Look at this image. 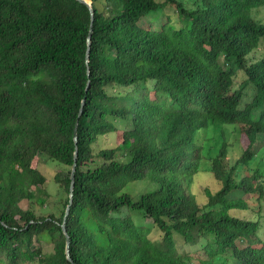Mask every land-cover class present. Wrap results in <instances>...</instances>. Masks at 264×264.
I'll return each instance as SVG.
<instances>
[{
	"label": "trees",
	"instance_id": "16d2710c",
	"mask_svg": "<svg viewBox=\"0 0 264 264\" xmlns=\"http://www.w3.org/2000/svg\"><path fill=\"white\" fill-rule=\"evenodd\" d=\"M91 1L0 0V264H264V0Z\"/></svg>",
	"mask_w": 264,
	"mask_h": 264
},
{
	"label": "rangeland",
	"instance_id": "374dc122",
	"mask_svg": "<svg viewBox=\"0 0 264 264\" xmlns=\"http://www.w3.org/2000/svg\"><path fill=\"white\" fill-rule=\"evenodd\" d=\"M91 1V0H88ZM153 16V17H151ZM167 16H170L171 21L173 23H178V18L176 15L175 7L174 6H168L164 11L154 13L150 15L148 18L144 19L142 23L145 22H151L153 23L156 27L159 26L162 22H164L167 19ZM258 21L264 24V9H260L255 16H254ZM144 25V24H142ZM178 26V25H175ZM253 57L255 59L264 57V40L261 42V45L259 49L253 54ZM252 97V91L251 90H246V96L244 97V102H248ZM212 135L211 131H208L205 133V137L208 138ZM240 142V145L243 149L246 148L247 146V140L244 135H238L235 138ZM115 144V137L110 136L101 141V146L103 147H108L110 145ZM236 146V145H235ZM236 152L239 153V148H235ZM236 158V157H234ZM64 166L60 164L59 162L55 160L48 159L45 156L40 157V170L42 173L45 174V176L48 178V183L47 187L49 190V193L51 196L49 199L46 198H40L39 203L40 205L44 204L45 207L41 209L40 211L36 212L37 215H41L43 213L51 212L56 210V207L59 206V209L62 207V204L60 202L61 196H66L65 193H63L59 186L56 184L54 181L55 175L58 171L64 170ZM130 184L128 186V189L125 190V192L128 193L130 190L132 195L134 196V199H141L143 195L145 194L146 191H152L154 190L153 185L147 184V183H142V184ZM204 184H206V181H204ZM201 200V199H200ZM202 203H204V199L201 200ZM20 205L23 208L27 207V202H21ZM211 239V237H209ZM205 245V241L202 242V244L198 246H183L181 245V241H177V246L179 249L180 254H187L190 256V258L196 259V258H203V254L200 251V249ZM47 250H51L50 247H47Z\"/></svg>",
	"mask_w": 264,
	"mask_h": 264
},
{
	"label": "water",
	"instance_id": "95a60500",
	"mask_svg": "<svg viewBox=\"0 0 264 264\" xmlns=\"http://www.w3.org/2000/svg\"><path fill=\"white\" fill-rule=\"evenodd\" d=\"M80 1L81 3L85 4L88 6V8L90 9L91 11V17H92V22H91V27H90V32H89V36H88V48L86 49V64L88 65V61H89V55H90V49H91V46H92V37H93V34H94V19H95V11H94V5H93V2L92 1H88V0H78ZM88 75H89V70H88ZM88 85L89 83H87V87H86V90L88 89ZM84 104H85V100H82V103H81V108H80V111H79V116H82L83 114V107H84ZM78 126H79V123H77L76 127H75V132H74V140H75V145H76V149H75V163L73 165V168H72V171H71V179H72V184H71V190H70V203L67 207V211H66V216H65V221L70 213V209H71V206L73 204V201H74V191H75V173H76V168H77V161H78V157H79V134H78ZM63 230L66 234V237H67V257H68V260L71 264H74L72 258H71V252H70V247H71V241H70V237L68 236L67 234V230H66V222L63 223Z\"/></svg>",
	"mask_w": 264,
	"mask_h": 264
},
{
	"label": "bare ground",
	"instance_id": "6f19581e",
	"mask_svg": "<svg viewBox=\"0 0 264 264\" xmlns=\"http://www.w3.org/2000/svg\"><path fill=\"white\" fill-rule=\"evenodd\" d=\"M151 17H153V16H151ZM92 40H93V38H92ZM88 74V73H87ZM169 104H170V101H169ZM175 104V103H174ZM171 106H173V103H172V105ZM173 108V107H172ZM80 149V148H79Z\"/></svg>",
	"mask_w": 264,
	"mask_h": 264
}]
</instances>
